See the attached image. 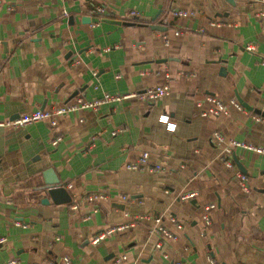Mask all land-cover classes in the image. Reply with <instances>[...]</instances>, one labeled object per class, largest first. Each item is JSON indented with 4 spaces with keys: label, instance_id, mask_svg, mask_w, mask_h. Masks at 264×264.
Segmentation results:
<instances>
[{
    "label": "crops",
    "instance_id": "0c3cea01",
    "mask_svg": "<svg viewBox=\"0 0 264 264\" xmlns=\"http://www.w3.org/2000/svg\"><path fill=\"white\" fill-rule=\"evenodd\" d=\"M262 10L260 0H0V120L166 75L170 86L152 103L0 129V264H264V155L235 147L227 167L212 136L264 147ZM207 96L228 113L201 116ZM238 98L262 114L230 105ZM142 152L161 170L128 169ZM50 183L70 200L54 202ZM98 193L107 198L88 201ZM135 217L145 218L91 242ZM158 219L170 236L153 231Z\"/></svg>",
    "mask_w": 264,
    "mask_h": 264
},
{
    "label": "built area",
    "instance_id": "2783aa9c",
    "mask_svg": "<svg viewBox=\"0 0 264 264\" xmlns=\"http://www.w3.org/2000/svg\"><path fill=\"white\" fill-rule=\"evenodd\" d=\"M261 2H264V0H260ZM98 11L100 13L104 12L103 8H99ZM135 12H132L131 15H135ZM175 16H187V15H192L193 12H187L183 10H177L173 13ZM256 16L264 17V10L259 11L256 13ZM178 31L176 30V33ZM247 49H252V46L248 45ZM264 64V61H263ZM166 82L162 85H156V86H151L147 87L139 92H131V93H125V94H104L101 98L99 99H93V100H83L81 98L76 99L73 103H65L62 105L58 106H50L49 108H44V109H36L30 112L22 113L18 117L14 119H5V120H0V129L1 128H21V127H26L28 125H31L33 123L39 122L46 120L48 121L52 126H54L57 122V119L69 112H73L79 109H97L100 105L106 103V102H121L123 100L127 99H138L142 102L145 103H152L158 99H161L169 94L170 91V86H169V77L166 75ZM209 106L203 110H201L200 115L203 117L207 116H219V115H226L228 113L227 110V105L222 102L221 100L217 99L216 97L213 96H207L205 98ZM230 105L245 111L244 107L235 99L230 100ZM200 106V104H198ZM251 117L255 120H260V117L250 113ZM160 121L164 122L166 124V128L168 130H174L175 124L169 121V117L167 115H162L159 118ZM115 134V132H113ZM212 136L215 140L218 142L226 143V146L223 151V156L222 160L224 161L225 165L227 167H232V162L230 159V156L233 153V150L235 147H241L247 150H250L252 152L262 154L264 155V147L262 146H256L250 143L246 142H240L235 139H230L228 138L227 140L224 138V136L218 132L214 131L212 133ZM59 138H55L52 143L57 144ZM128 169L132 170H147L150 172H155L161 170V167L158 165L154 166H148V152H142L139 158L135 163H130L127 165ZM240 181L242 184V188L244 191L249 190L247 186V178L245 176H240ZM196 195V192L194 191H188L180 196V199L182 200H189L193 198ZM107 198L106 194L103 193H98V194H93L88 196V201L90 202H98L100 200H103ZM215 207V204L210 203L204 206L205 214L203 216V220L206 223H209L210 218H209V211ZM145 218V217H135L132 221L129 223L121 224L118 226H111L107 227L104 230L98 232L92 239V243H97L99 240L103 239L104 237L113 234L115 232H118L119 230H122L127 227H133L136 226L137 224L140 223V221ZM179 227V226H178ZM153 231L155 233H160L164 235H169L170 234L162 228L160 220L155 221L154 229ZM5 243V238L0 237V246ZM159 247V245H158ZM125 259L124 255H121L118 259H116V262L119 263ZM65 264H70L68 258L63 259ZM13 263L12 261L9 262V264ZM175 264H184L182 261H178Z\"/></svg>",
    "mask_w": 264,
    "mask_h": 264
},
{
    "label": "water",
    "instance_id": "95a60500",
    "mask_svg": "<svg viewBox=\"0 0 264 264\" xmlns=\"http://www.w3.org/2000/svg\"><path fill=\"white\" fill-rule=\"evenodd\" d=\"M146 19V18H145ZM157 30H162L164 28L160 26H153ZM239 99V98H238ZM240 104L247 110L253 111L257 114H262L260 110L254 109L245 102H243L241 99H239ZM264 115V114H263ZM54 184V185H53ZM50 186H47V193L50 195L52 200L56 203H61V202H68L70 200V197L68 196L67 192L65 189L61 186H58L55 183H50Z\"/></svg>",
    "mask_w": 264,
    "mask_h": 264
}]
</instances>
